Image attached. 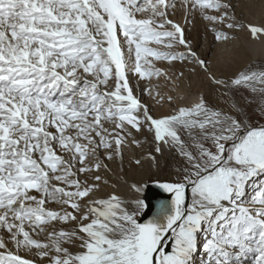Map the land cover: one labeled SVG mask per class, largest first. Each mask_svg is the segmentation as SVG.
Returning <instances> with one entry per match:
<instances>
[{"label":"snow or ice","instance_id":"snow-or-ice-1","mask_svg":"<svg viewBox=\"0 0 264 264\" xmlns=\"http://www.w3.org/2000/svg\"><path fill=\"white\" fill-rule=\"evenodd\" d=\"M239 7L0 0V264H264V0Z\"/></svg>","mask_w":264,"mask_h":264},{"label":"rangeland","instance_id":"rangeland-1","mask_svg":"<svg viewBox=\"0 0 264 264\" xmlns=\"http://www.w3.org/2000/svg\"><path fill=\"white\" fill-rule=\"evenodd\" d=\"M244 3H245V0H240V7L238 8V14L242 15L243 17L252 18L249 13V9L247 7H244ZM258 14H259L258 9H256L255 15H258ZM238 36H240V39L233 42V45H230L229 47L230 49L235 50L234 54H236L238 57L243 58L246 55H248V53L246 50V46L244 44L243 34L239 33ZM189 38L193 40L194 44L199 45L198 51H200L201 54L208 55L209 59L214 60L217 63L223 60V57L218 58L217 55H215L217 50L210 47L211 36H207L206 38L205 32L201 26L197 25V27L192 28L191 31L189 32ZM253 55H258V53H253ZM161 87L163 90H166L163 88V81H161ZM125 167L127 168V161H125ZM148 170H149V165L147 162H145L143 169L133 168L132 170L129 171L128 175H129V178H138L142 175L147 174Z\"/></svg>","mask_w":264,"mask_h":264},{"label":"water","instance_id":"water-1","mask_svg":"<svg viewBox=\"0 0 264 264\" xmlns=\"http://www.w3.org/2000/svg\"><path fill=\"white\" fill-rule=\"evenodd\" d=\"M145 195L152 199H159L160 197L166 194L161 193L159 189L151 186L150 184V191L146 192Z\"/></svg>","mask_w":264,"mask_h":264},{"label":"bare ground","instance_id":"bare-ground-1","mask_svg":"<svg viewBox=\"0 0 264 264\" xmlns=\"http://www.w3.org/2000/svg\"><path fill=\"white\" fill-rule=\"evenodd\" d=\"M125 161H127V160H125Z\"/></svg>","mask_w":264,"mask_h":264}]
</instances>
